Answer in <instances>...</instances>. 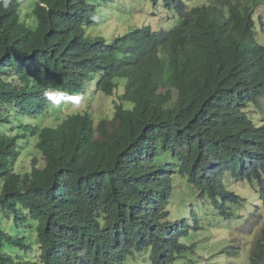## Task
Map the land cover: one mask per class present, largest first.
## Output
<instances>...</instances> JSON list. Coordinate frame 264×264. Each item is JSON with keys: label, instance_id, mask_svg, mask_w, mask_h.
<instances>
[{"label": "trees", "instance_id": "obj_1", "mask_svg": "<svg viewBox=\"0 0 264 264\" xmlns=\"http://www.w3.org/2000/svg\"><path fill=\"white\" fill-rule=\"evenodd\" d=\"M10 1L0 0L2 129L11 124L10 111L20 109L23 115L43 108L48 88L79 94L94 78L104 94L114 95L120 84L126 91L113 119L102 121L104 138L94 137L90 119L44 129L43 157L30 166L17 164L18 158L30 157L16 152L7 157L17 139L0 133V264H15L17 246L24 245L17 226L31 223L47 263L139 264L136 254L145 252L152 264H175L193 248L181 241L182 228L163 233L159 220L158 232L146 219L139 225L135 214L162 210L179 177L191 184L188 193L216 196V207L227 219L238 206L249 207L239 193L231 203L222 197L218 176L232 168L241 177L264 179L256 169L264 170V144L257 141L263 131L242 110L264 95V49L254 62L253 51L244 45L256 32L254 0L243 12L242 0H152L164 3L174 17L160 27L148 24L104 50L84 47L75 37L77 15L89 9L86 0L39 8L35 29L5 8ZM207 4L233 6L235 22L228 34H214L217 20ZM6 67L12 80L18 75L26 84L21 90L7 82ZM20 128L19 136L28 137L40 126L22 122ZM245 182L251 188L252 182ZM186 200L181 196V205ZM229 204L237 207L228 212ZM248 248L242 247L247 264H264V228L249 253Z\"/></svg>", "mask_w": 264, "mask_h": 264}, {"label": "clouds", "instance_id": "obj_2", "mask_svg": "<svg viewBox=\"0 0 264 264\" xmlns=\"http://www.w3.org/2000/svg\"><path fill=\"white\" fill-rule=\"evenodd\" d=\"M34 1L36 2V4L32 6V3ZM58 1L59 0H11L10 2L6 3L5 8L7 10L11 9L14 11L15 15L19 18L20 24H25L27 27L35 29L38 25V21L37 22L33 21V19H37L36 10H38L41 7H45L49 9L50 5L52 4L55 5ZM78 1H82V0H75V2ZM86 1L88 2L89 9H84L80 11L79 15H77L76 20L78 22V28L75 34V37L77 38L78 42L84 47L98 48L99 50L115 48L123 40H125L126 37L127 39H130V35L132 34V32L140 28H143L144 26H149L148 24H151L149 22L151 18L156 17L154 15L155 13L150 14L149 11L146 9V4H144L145 0H86ZM90 1H93V3H91ZM148 1L152 3L154 8H157L159 3H162L159 2L157 4H154L152 0H148ZM188 1L190 2V0ZM242 1L245 2L244 5L242 6L241 12L245 11L252 4V0H242ZM254 3L252 4L253 5L252 12L255 13L254 18L256 20V32L254 33V38L252 40H246L244 45L247 50L253 51L252 52L253 54L251 53L250 60L255 62L257 61L256 54L258 52H263L261 49H264V30H263L264 23L263 20L257 16L258 9L264 6V0H254ZM72 4L73 2H70L69 6H71ZM102 4H105L107 8L106 10L102 9ZM206 7H209V12L211 14H214L217 20L215 25L213 26V28H216L214 34L216 33L228 34L235 22L236 13L232 8L233 6L229 4L226 5L207 4ZM213 9H216L217 11L213 12ZM137 14H141L143 19L134 22L133 25L119 23L120 19H125L127 17H134ZM149 14L151 15L150 18H148ZM158 20L159 22L157 27L163 26L165 19L158 18ZM246 61L248 60L246 59ZM6 68L8 69V75L6 76L7 82H13L16 85V88L18 90H21V88L24 85H26L24 81H22L20 76L18 75L14 77L12 80V76H11L12 72L10 71L9 67ZM87 83L88 86H86L81 93L74 95H64L62 93V90H58V89H49V88L46 89L43 93L44 100H46L43 108L36 109L33 112V114L30 113L28 110H26V113L22 115L21 123L24 122V124L26 125L33 123L34 125L37 124L40 126L39 130L35 132L33 130L31 135L28 137H25L24 135L23 137L19 136V134H22V129L20 128L21 123H18L17 121H15L13 125L9 124L8 127H5L3 129L0 126V133H6L7 135L16 137L17 139L12 149L7 150L6 153L7 157L9 159L10 158L13 159L15 155H13L12 153L16 152L17 156L20 155V156L30 157L31 160L34 159L35 157L42 158L43 150L40 147L42 131L47 128L58 129L69 120H74L75 122H85L87 119L92 120L94 137H97V139L104 138L103 128L101 127L102 121L103 120L110 121L113 118L111 119L104 118L100 123H98V126H96L95 117L93 115L91 107H89L88 105V100L86 99H88L89 98L88 96L91 95L90 91H92L93 88L96 91L99 90L96 88V79L90 78L89 80H87ZM124 83L126 84L127 82L124 81ZM263 99H264V95H261L257 98L256 103L248 101L246 106L243 107L242 110L249 113L251 119L255 121L257 125L256 127L262 129L264 135V108H259V106L262 104ZM36 102H38V100H36ZM72 104L76 106L78 109L69 108L70 106H72ZM25 106L30 107V101L27 102ZM33 106L38 107L39 105L33 103ZM252 107L259 108L258 109L260 112L259 118L261 119L259 118L256 119V117L250 111ZM49 119H52L55 123L58 124L57 125L48 124L47 121ZM109 129L111 131L113 128L109 127ZM257 141L264 144V138ZM24 153L31 155L29 156L23 155ZM19 159L20 158H18V160ZM18 160H17V164H18ZM44 163L45 161H42L41 166L44 165ZM256 169L259 170L261 173H264V170H261L259 166ZM241 170L242 168H240L237 171H241ZM218 177H219L220 188L225 190L224 192L218 191V193L222 197L226 198L229 201V203H231V198L236 197L238 193L247 197V200L249 202L248 204L249 207H247L246 210L242 206L237 207L236 204H229L228 212H230L231 207L232 209H235V207H237L236 208L237 212L235 215L231 216L230 219H227V217H225L216 207V200L213 199V197L216 196H212L208 194H206L205 196L194 195L188 193L187 191H183L182 190L183 185H186V187L189 188V185L191 184L190 183L186 184L184 182L185 178L179 177L178 184L176 185L178 189L175 188V193L173 197L170 199V201L166 202L162 210L156 213L151 211L150 208L145 209L144 212L136 213L135 215H139V217L137 218L138 224L140 225V223L144 219H146L148 221H151L154 228L159 232V226L157 221L161 220L163 233L181 227L182 236H184V238H181V241L183 242L184 239H190V240L197 239L198 237L197 232L201 231L205 227V225L207 224L209 225V223H211L209 221H213L212 223L215 226H218L219 224L222 223H226L228 225L238 224L241 222H245L247 219H249V221H252L255 231L252 234V236H254L255 239H257L261 230L264 228V179L262 181H259L248 177H241L239 175V172L235 173L232 168H227L223 170V172L219 173ZM245 181L252 182V184L250 185L251 188L247 186L249 184H247V182ZM240 184H243L242 185V187L244 188L243 190H240L239 188L241 186ZM1 187H2V183H0V189ZM178 192H180V195H178ZM226 192L227 194H222ZM183 195L187 196L185 205H181L180 202L181 196ZM176 196L179 197L178 202L177 201L175 202L174 200ZM197 198H199V202L196 200ZM188 199H191V203L189 207H187ZM198 207L201 209L200 215L198 214L199 213ZM195 211H197V214L194 213ZM244 213H247L245 217H244ZM101 216L103 219H105V223L103 224V227L107 228L109 223L108 217L104 212L101 213ZM11 218L13 219L14 216H11ZM240 218L241 219L243 218L242 221L240 220ZM191 220L194 222V225H191V223L187 224V222H190ZM35 227H36L35 223H31L26 226H24L23 224H19L17 226L18 235L24 237V245L17 246L19 251L18 254H15L17 258L15 259V264H74L69 262L47 263L48 259L42 260L40 257L44 253V249H43L44 245L37 236L38 232H34ZM194 230H196L197 232H194ZM158 236L159 235H157V237ZM184 244L187 245L186 243ZM192 244H194L195 247L197 246V243L195 241H193ZM247 245H249L250 247V244L247 243L244 246L246 247ZM188 246L193 247L191 245ZM237 248L239 250L242 249V247L239 246L234 247V249ZM190 250L193 252L194 248ZM140 253H145V252H140ZM245 255L249 260V255L246 253ZM137 257H141V256H137ZM144 260L146 261L147 259ZM146 262L148 263V261ZM126 264H134V263L127 260Z\"/></svg>", "mask_w": 264, "mask_h": 264}, {"label": "rangeland", "instance_id": "obj_3", "mask_svg": "<svg viewBox=\"0 0 264 264\" xmlns=\"http://www.w3.org/2000/svg\"><path fill=\"white\" fill-rule=\"evenodd\" d=\"M195 0H190V2H194ZM146 9L149 11L150 14L155 13V18H151L149 21L151 24H154L156 27L158 26V18L169 20L174 17V14L171 12L166 11L165 9L167 6L163 3H159L157 8H154L152 3L148 0H145ZM102 9L106 10L105 4H102ZM148 15V18H150L151 15ZM257 16L260 17L263 20L264 23V6L260 7L257 11ZM158 17V18H157ZM143 19L141 14H137L134 17H127L125 19H120V24H128L133 25L134 22ZM264 30V25H263ZM126 82V81H125ZM126 91V86H122L121 84L118 86V88L115 90L114 95L108 96L102 92L96 91L94 88L92 91H90V94L88 97V105L91 107L93 115L95 117V123L96 126H98V123H100L104 118H113V114L115 111L116 104L118 101L122 99V95ZM91 98V99H90ZM90 99V100H89ZM69 108L72 109H78L76 106L72 104ZM259 108H264V99L262 101V104L259 106ZM258 107H252L250 111L253 113V115L258 119L260 117L259 115V109ZM261 119V118H259ZM8 120L10 121L11 125L14 121H17L18 123L22 120V113L20 109L16 110L14 113L13 111H10L8 113ZM48 124H54L57 125L58 123H55L52 119H49L47 121ZM23 155H31L24 153ZM32 163L31 159L28 158H20L18 160V164H23L26 166H30ZM183 191H189L186 185L182 186ZM175 202L179 201V197H175ZM199 202V198L196 199ZM191 203V199H188V205L189 207ZM200 208L198 207V214L200 215ZM194 213L197 214V211ZM12 219V218H11ZM209 225H205V227L201 231L194 232L198 233L197 239H184L183 242L187 245H191L194 248L193 252L187 251V257L186 258H180L176 261L175 264H188L185 263L188 258H190L193 262L190 264H246L248 259L245 255V252L243 249L239 250L234 249V247H243L246 243L250 244L248 253L252 250L254 243H255V237L252 236V234L255 232L254 227L252 224V221H249L247 219L245 222H241L238 224H232L228 225L226 223L219 224L218 226H215L212 222L209 221ZM191 223V225H194V222L191 220L190 222H187V224ZM204 225V224H203ZM258 235V234H256ZM195 241L197 243V246L195 247L193 243ZM137 256L142 257V263L141 264H152L151 262H146L144 259V256L149 257L145 253H139Z\"/></svg>", "mask_w": 264, "mask_h": 264}]
</instances>
